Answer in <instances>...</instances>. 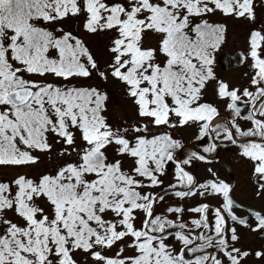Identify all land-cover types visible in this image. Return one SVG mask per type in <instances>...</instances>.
Listing matches in <instances>:
<instances>
[{"label":"snow or ice","instance_id":"1","mask_svg":"<svg viewBox=\"0 0 264 264\" xmlns=\"http://www.w3.org/2000/svg\"><path fill=\"white\" fill-rule=\"evenodd\" d=\"M217 14L254 22V0H0V168L36 165L33 153H51L50 139L64 161L0 179V264H79L80 253L92 264H264V247L237 246L235 226L264 238V211L238 215L231 184L211 167L202 182L189 170L230 144L264 198V27L250 32L247 84L237 87L214 72L225 32L210 22ZM72 18L110 36L106 68L62 27ZM146 34L155 47H144ZM94 73L120 82L135 121L110 123L107 92L73 83ZM212 81L227 115L204 102ZM177 129L193 130L197 143L186 150ZM173 167L174 182L153 192ZM166 196L221 203L158 212Z\"/></svg>","mask_w":264,"mask_h":264},{"label":"rangeland","instance_id":"2","mask_svg":"<svg viewBox=\"0 0 264 264\" xmlns=\"http://www.w3.org/2000/svg\"><path fill=\"white\" fill-rule=\"evenodd\" d=\"M254 3L256 11V20L254 22L243 19H234L232 17H225L222 14H217L210 19V22L212 23H219L225 26L224 40L221 44V47L214 54V72L219 80H223L230 85L237 87L246 86L247 84L245 73L250 71L248 66L250 60H246L242 67L225 71L222 70L219 65V58L223 52L232 53L236 50H242L246 55L248 51V38L250 32L252 30H258L264 27L263 3L260 0H254ZM82 23V20L72 18L67 19L62 24V27H64V29L67 31L73 32L74 35H77L79 38L84 40L90 51L93 53L94 58L98 61L100 67L102 69L106 68L107 62L110 59V54L107 51L108 45L110 43V36L105 33L89 34L84 31ZM156 39L157 38L155 36L146 34L143 37L144 47H155ZM73 83L76 86L97 87L107 92L109 100L107 101L108 111L105 113V115L108 116L110 123L114 125H120L124 124L125 122L132 123L137 119L135 107L133 106L131 100L126 96L123 86L111 76H109L108 81L105 82L94 73L91 79L80 78L73 80ZM215 87V81L209 82L207 85V91L204 95V102L216 104L220 108L221 112L226 115L223 104L216 98ZM173 135L175 138L182 140L186 146V150L191 149L192 146L197 143L193 136V130L177 129L173 132ZM50 143L53 144L51 153H33L39 157L36 165L23 169L0 168V179L10 178L15 175L17 171L28 173L31 176H38L41 173L54 171L59 165L64 163V161L57 155L62 146L61 144H57L53 139H50ZM223 150L225 151V146L220 147L219 156L217 158L215 157L216 159L214 158L215 160L212 164L208 165L202 162H194L193 166L189 170L195 173L196 177L202 182L203 179L210 177V174L207 172V168L211 167L214 171L217 169L215 172H217L220 179L229 183L230 177L224 165L226 164L225 162L229 163L228 165L233 170L235 180V186L233 188L234 198L248 207H253L259 210L262 209L259 208V204L261 207H264V198H255L258 182L255 181V177L252 175V165L243 157L238 155L233 149L228 151L226 150L225 152ZM211 156L213 157L214 154ZM237 156H240L241 159H238ZM196 163L198 166L195 165ZM130 166L131 161L125 160L124 167L129 168ZM173 175L174 167L170 168L168 174L161 178L164 180V184L160 188L152 189V191L159 193L162 191V189L167 188L169 183L174 182ZM201 202L208 203L209 205L214 203L220 205L221 200L219 198L212 197H208L206 199L195 197L188 198L185 201H179L174 196H166V203L162 204L160 208H158V212L169 205L183 204L187 208L189 206H195ZM193 215L194 214H186L185 219H191ZM235 226L238 229L240 237L243 236L237 246L250 251H255V247H257V237H255V234L252 236V232H250V230L246 228L245 230H241L240 226ZM173 243L175 244L176 242L173 241ZM114 252L115 249L108 251L106 254L114 255ZM75 258L78 260L79 264H92L91 258L86 254L80 253ZM247 264H259V262H257L254 257H251L249 258Z\"/></svg>","mask_w":264,"mask_h":264},{"label":"water","instance_id":"3","mask_svg":"<svg viewBox=\"0 0 264 264\" xmlns=\"http://www.w3.org/2000/svg\"><path fill=\"white\" fill-rule=\"evenodd\" d=\"M223 60L222 67L224 69L234 68L244 63V56L241 52H234L232 54L224 53L221 55Z\"/></svg>","mask_w":264,"mask_h":264},{"label":"flooded vegetation","instance_id":"4","mask_svg":"<svg viewBox=\"0 0 264 264\" xmlns=\"http://www.w3.org/2000/svg\"><path fill=\"white\" fill-rule=\"evenodd\" d=\"M215 171H217V169H215ZM255 181H257V179L255 178ZM255 198L256 199H261V198H258V197H256L255 196ZM240 205H241V209H236V213L238 214V215H240V216H246V215H249V213H247L244 209H246V208H248V206H246V205H244V204H242L240 201H238V200H236ZM244 207H246V208H244ZM250 208H252V209H254V210H259V209H256V208H253V207H250ZM259 208H262V209H260V210H262V211H264V207H261L260 206V204H259ZM250 218V220H251V217H249ZM210 219H211V216H210ZM231 223V222H230ZM238 226H240V225H238ZM240 228H241V230H245V228L244 227H242V226H240ZM248 231V230H247ZM247 231H245V232H247ZM253 234H255V237H257V239H256V244H257V247H255V250H257V249H260V248H262V247H264V238H261V236L259 235V234H256V233H252V236H253ZM243 238V236L241 237V239Z\"/></svg>","mask_w":264,"mask_h":264}]
</instances>
